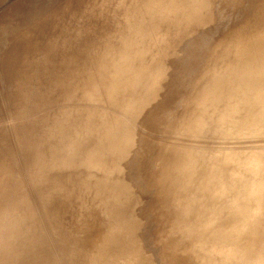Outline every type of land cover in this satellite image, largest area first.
Instances as JSON below:
<instances>
[{"label":"rangeland","instance_id":"obj_1","mask_svg":"<svg viewBox=\"0 0 264 264\" xmlns=\"http://www.w3.org/2000/svg\"><path fill=\"white\" fill-rule=\"evenodd\" d=\"M0 9V264H264V0Z\"/></svg>","mask_w":264,"mask_h":264},{"label":"bare ground","instance_id":"obj_2","mask_svg":"<svg viewBox=\"0 0 264 264\" xmlns=\"http://www.w3.org/2000/svg\"><path fill=\"white\" fill-rule=\"evenodd\" d=\"M0 10H1V9H0ZM73 10L75 11V8H74ZM71 13H72V12H71ZM73 13H74V12H73ZM76 14H77V13H76ZM73 15H75V14H73ZM74 17H75V16H74ZM72 18H73V17H72ZM72 18H71V20H72ZM2 19H3V18H2ZM4 19H5V18H4ZM0 20H1V19H0ZM2 21H3V20H2ZM4 21H5V20H4ZM70 22H71V21H70ZM1 23H2V22H1ZM68 23H69V22H68ZM93 23H94V22H93ZM6 25H7V24H6ZM6 25H5V26H6ZM0 27H2V25H1ZM62 28H63V27H62ZM62 28H61V29H62ZM58 30H59V29H58ZM62 30H64V28H63ZM62 30H61V31H62ZM26 32H27V31H26ZM25 34H26V33H25ZM54 35H55V34H54ZM59 35H60V33H59ZM70 35H71V34H70ZM10 36H11V35H10ZM16 37H17V36H16ZM67 37H68V36H67ZM10 38H11V37H10ZM65 38H66V37H65ZM68 38H70V37H68ZM19 39H20V38H19ZM11 40H13V39H11ZM25 43H26V42H25ZM25 43H24V45H25ZM15 46H16V45H15ZM22 47H23V46H22ZM26 47H27V46H26ZM16 49H17V48H16ZM21 49H22V48H21ZM24 49H25V48H24ZM29 50H30V49H29ZM18 51H19V50H18ZM21 51H23V50H21ZM25 51H26V49H25ZM25 51H23V53H24ZM65 51H67V49H66ZM65 51H64V52H65ZM15 52H16V51H15ZM27 53H28V52H26V54H27ZM24 54H25V53H24ZM68 54H69V53H68ZM16 55H17V54H16ZM18 55H21V54H18ZM27 56H28V55H27ZM78 56H79V55H78ZM17 57H18V56H17ZM15 58H16V57H15ZM18 58H19V57H18ZM25 59H26V58H25ZM10 60H11V59H10ZM15 60H16V59H15ZM12 61H13V59H12ZM12 61H11L10 63H12ZM6 64H7V63H6ZM12 64H13V63H12ZM23 64H25V63H23ZM23 64H22V65H23ZM31 64H32V63H31ZM24 67H25V66H24ZM6 68H8V67H6ZM11 69H12V67H11ZM16 70H18V69H16ZM8 71H9V70H8ZM11 71H12V70H11ZM9 72H10V71H9ZM14 72H16V71H14ZM18 72H19V70H18ZM11 73H12V72H11ZM20 73H21V72H20ZM21 74H22V73H21ZM21 74H19V76H20ZM23 74H24V72H23ZM24 75H25V74H24ZM29 75H31V74H29ZM14 76H15V75H14ZM14 76H13V78H14ZM15 77H16V76H15ZM20 77H22V76H20ZM27 77H28V75H27ZM29 77H30V76H29ZM23 78H24V77H23ZM29 79H30V78H29ZM15 80H19V78H18V79H15ZM21 80H22V79H21ZM16 82H18V81H16ZM29 83H30V82H29ZM34 83H35V81H34ZM67 83H68V81H67ZM28 85H30V84H28ZM32 85H33V84H31V86H32ZM25 86H27V85H25ZM15 87H16V86H15ZM6 93H7V92H6ZM17 93H18V92H17ZM18 95H19V94H18ZM23 106H24V104H23ZM24 138H25V137H24ZM24 138H23V139H24ZM20 139H21V138H20ZM24 141H25V140H24ZM24 141H23V142H24ZM23 142H22V143H23ZM29 142H30V141H29ZM30 143H31V142H30ZM23 144H24V143H23ZM27 147H28V146H27ZM238 154H239V153H238ZM226 167H227V166H226ZM227 173H228V172H227ZM211 178H212V177H211ZM200 185H201V183H200ZM82 189H83V188H82ZM79 191H81V190L79 189ZM75 195H76V194H75ZM133 195H134V194H133ZM76 196H77V195H76ZM80 196H81V195H80ZM82 197H83V196H82ZM131 197H132V196H131ZM105 198H106V197H105ZM75 199H76V198H75ZM82 199H84V198H82ZM90 200H91V199H90ZM97 201H98V200H97ZM73 202H74V201H73ZM64 203H65V202H64ZM64 203H63V204H64ZM71 203H72V202H71ZM130 203L132 204V201H131ZM58 204H59V203H58ZM79 204H80V203H79ZM84 204H85V203H84ZM96 204H97V203H96ZM69 205H70V204H69ZM76 205H77V204H76ZM90 205H91V204H90ZM90 205H88V206H90ZM88 206H87V207H88ZM96 206H97V205H96ZM90 207H91V206H90ZM90 207H89V208H90ZM129 207H130V205H129ZM5 208H6V207H5ZM74 208H75V207H74ZM75 209H77V208H75ZM75 209H74V210H75ZM92 209H93V208H92ZM127 209H128V207H127ZM57 210H58V209H57ZM63 210H64V209H63ZM121 210H122V209H121ZM121 210H120V211H121ZM125 210H126V209H125ZM129 210H130V209H129ZM16 211H17V210H16ZM64 211H65V210H64ZM84 211H85V210H84ZM113 211H114V210H113ZM136 211H137V210H136ZM80 212H81V211H80ZM71 213H72V212H71ZM117 213H118V211H117ZM160 213H161V212H160ZM16 214H17V213H16ZM75 214H76V213H75ZM118 214H120V213H118ZM123 214H124V213H123ZM123 214H122V217H123ZM0 215H1V214H0ZM4 215H5V214H4ZM128 215H129V214H128ZM2 216H3V215H1V217H2ZM118 216H119V215H118ZM124 216H125V215H124ZM11 217H12V216H11ZM141 217H142V216H141ZM119 219H121V218H119ZM119 219H118V220H119ZM126 219H127V218H126ZM8 220H9V219H8ZM10 220H11V218H10ZM17 220H18V218H17ZM121 220H122V219H121ZM4 221H5V219H4ZM122 221H123V220H122ZM134 221H135V220H134ZM134 221H133V222H134ZM164 221H165V220H164ZM2 222H3V221H1V223H2ZM10 222H11V221H10ZM130 222H131V221H130ZM146 222H147V221H146ZM3 223H4V222H3ZM6 223H7V222H6ZM130 224H131V223H130ZM130 224H129V225H130ZM164 224H165V223H164ZM2 225H4V224H2ZM2 225H1V228H2ZM9 225H11V223H10ZM9 225H8V226H9ZM118 225H119V224H118ZM118 225H117V226H118ZM123 225H124V224H123ZM161 225H162V224H161ZM167 225H168V224H167ZM4 226H5V225H4ZM18 226H19V225H18ZM133 226H134V225H133ZM6 227H7V226H6ZM6 227H5V230H7ZM10 227H11V226H10ZM120 227H122V226H120ZM160 227H161V226H160ZM165 227H167V226H165ZM1 228H0V230H1ZM78 228H79V227H78ZM131 228H132V227H131ZM133 228H134V227H133ZM133 228H132V229H133ZM3 229H4V227H3ZM120 229H121V228H120ZM83 230H84V229H83ZM164 230H165V229H164ZM1 231H4V230H1ZM80 231H81V230H80ZM122 231H123V230H122ZM124 231H125V229H124ZM84 232H85V231H84ZM163 232H164V231H163ZM263 232H264V231H262V234H263ZM262 234H261V235H262ZM159 236H160V235H159ZM129 238H130V237H129ZM163 238H164V237H163ZM169 238H170V237H169ZM172 240H173V239H172ZM235 241H237V240H235ZM31 242H32V241H31ZM169 242H170V241H169ZM163 243H164V242H163ZM35 244H36V243H35ZM162 245H163V244H162ZM166 245H167V244H166ZM168 245H169V244H168ZM35 246H36V245H35ZM169 246H170V245H169ZM172 246H173V245H172ZM172 246H171V247H172ZM164 247H165V246H164ZM166 247H167V246H166ZM166 247H165V248H166ZM171 247H170V250H171ZM172 248H173V247H172ZM166 249H167V248H166ZM197 249H198V248H197ZM199 250H200V249H199ZM260 250L262 251V249H260ZM263 250H264V249H263ZM166 251H167V250H166ZM183 251H184V250H183ZM200 251H201V250H200ZM36 252H37V251H36ZM170 252H171V251H170ZM206 252H207V251H206ZM20 253H21V252H20ZM164 253H165V252H164ZM171 253H172V252H171ZM174 253H175V251H174ZM176 253H177V252H176ZM261 253H263V252H261ZM21 254H23V253H21ZM207 254L210 255L209 252H208ZM18 256H20V255L18 254ZM140 257H141V256H140ZM212 260H213V259H212ZM212 260H211V261H212ZM211 261H210V262H211Z\"/></svg>","mask_w":264,"mask_h":264}]
</instances>
